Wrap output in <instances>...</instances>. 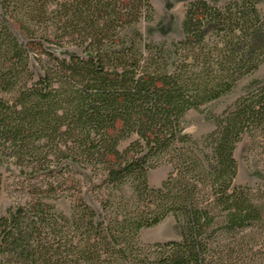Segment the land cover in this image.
<instances>
[{
    "label": "trees",
    "instance_id": "trees-1",
    "mask_svg": "<svg viewBox=\"0 0 264 264\" xmlns=\"http://www.w3.org/2000/svg\"><path fill=\"white\" fill-rule=\"evenodd\" d=\"M220 1L190 2L183 39L154 43L135 29L152 0H0V163L48 172L0 216V264H264V221L234 186L238 144L264 149V82L202 140L183 127L264 64V0ZM58 191L70 215L48 202ZM169 217L181 241H141Z\"/></svg>",
    "mask_w": 264,
    "mask_h": 264
},
{
    "label": "rangeland",
    "instance_id": "rangeland-1",
    "mask_svg": "<svg viewBox=\"0 0 264 264\" xmlns=\"http://www.w3.org/2000/svg\"><path fill=\"white\" fill-rule=\"evenodd\" d=\"M192 1L195 0H152L153 20L151 22H141L135 29L140 31L147 40L154 43L180 41L183 39L182 22L187 6ZM224 4L225 0L214 2L216 6H223ZM259 10L264 15V3L259 5ZM131 33L132 30L128 31L127 34L130 35ZM67 52L81 54L79 50L73 47L57 51L61 58L67 57ZM44 60L47 59L44 57ZM255 81L264 82V64L256 72L241 80L231 94L204 106L199 111L192 110L188 112L183 120L185 132L196 140H202L211 134L216 129L215 118L220 116L239 98L246 95L250 85ZM134 139L135 137L121 143L120 150L124 151ZM251 143V138L246 135L235 151L234 156L238 164V174L234 186L251 189V202L258 208L261 214L260 218L264 221V149L251 150ZM1 159L0 216H4L10 208L24 203L29 198V192L44 190L45 184L48 183V172L35 175L30 171L32 168L30 166L20 168L14 164L13 159L6 157ZM57 163L60 164L59 168L61 169L63 163ZM170 172L171 167L168 165L150 170L148 172L150 185L160 187ZM124 193L128 196L131 195L132 191L129 186L124 188ZM245 193L246 195L250 194ZM45 195L47 196V194ZM83 195L92 207L100 210L98 202L87 193L86 188ZM47 198L48 202L55 205L59 211L67 215L71 214L73 202L66 195H62L61 191ZM260 238L261 242L264 243V236L261 235ZM181 240L182 237L174 217L167 218L160 225L144 230L141 234V241L145 244ZM262 252L264 254V251Z\"/></svg>",
    "mask_w": 264,
    "mask_h": 264
}]
</instances>
